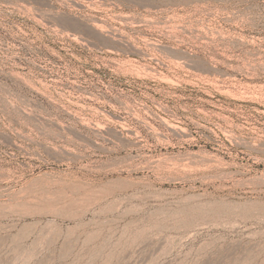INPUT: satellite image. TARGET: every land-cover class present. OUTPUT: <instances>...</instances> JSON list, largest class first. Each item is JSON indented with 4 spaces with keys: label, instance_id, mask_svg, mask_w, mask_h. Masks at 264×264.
<instances>
[{
    "label": "rangeland",
    "instance_id": "rangeland-1",
    "mask_svg": "<svg viewBox=\"0 0 264 264\" xmlns=\"http://www.w3.org/2000/svg\"><path fill=\"white\" fill-rule=\"evenodd\" d=\"M0 264H264V0H0Z\"/></svg>",
    "mask_w": 264,
    "mask_h": 264
}]
</instances>
